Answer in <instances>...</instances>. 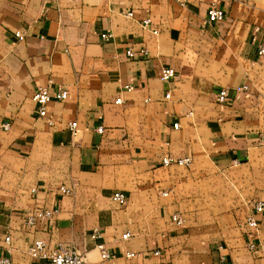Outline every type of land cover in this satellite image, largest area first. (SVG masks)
<instances>
[{"label":"crops","instance_id":"1","mask_svg":"<svg viewBox=\"0 0 264 264\" xmlns=\"http://www.w3.org/2000/svg\"><path fill=\"white\" fill-rule=\"evenodd\" d=\"M211 6L225 17L210 20ZM263 42L264 0H0V255L49 264L28 251L42 237L75 245L88 264H264V211L256 231L246 224L264 199ZM50 80L69 90L49 104L53 125L32 98ZM166 152L193 163L164 166ZM60 183L73 192L58 194ZM56 203L52 222L25 225L28 209ZM177 210L184 226L171 219Z\"/></svg>","mask_w":264,"mask_h":264},{"label":"built area","instance_id":"2","mask_svg":"<svg viewBox=\"0 0 264 264\" xmlns=\"http://www.w3.org/2000/svg\"><path fill=\"white\" fill-rule=\"evenodd\" d=\"M126 14L129 16H134V11L129 10L126 11ZM208 16L210 20H221L225 17V12L221 7L211 6L208 9ZM141 23L144 27L152 29L153 21L151 17H143L141 19ZM154 32L158 30L153 28ZM16 36L18 39L22 40L25 38V35L21 31H16ZM111 32H104L102 37L105 39L111 38ZM142 53L147 54L148 50L146 48H142L140 50ZM126 53L130 57H134L136 55V49L133 46H129L126 49ZM258 54L264 55V42L259 45ZM176 74V69L173 66H166L161 71V78L163 80H170ZM52 80L48 84L38 85L32 95L33 100L36 102V113L37 116L43 118L48 125H53L56 123V119L54 118L53 113H51L49 109V104L53 99L63 100L66 99L69 95V90L63 85H52ZM130 87V86H129ZM247 85L243 84L238 86V89L246 88ZM167 96H170V93H167ZM217 98L220 102H228L230 100V89L228 87H221L217 91ZM121 97L117 98V102L121 101ZM175 128H178L180 123H173ZM12 126V121L10 119H6L2 121L1 127L5 130L10 129ZM68 127L73 136H76L80 132V126L78 120H70L68 123ZM100 132H103L105 127L103 125H99L97 128ZM161 163L164 166L178 164L184 166H190L193 163V157L191 155H175L171 152H166L161 159ZM75 184L68 185L66 183H60L57 186V192L60 195H68L71 194L74 190ZM33 192H37L38 188L33 187ZM167 193V192H165ZM112 198L120 205H125L127 203L128 195L122 190H117L113 193ZM254 212L250 213L246 218V224L250 228V230L256 231L259 228V221L256 216V213H262L264 211V199H260L256 201L253 205ZM60 211L59 203H56L52 206L46 205H36L30 209H28L24 215L25 225L29 228H35L40 226L43 222H52L54 220L55 215H57ZM172 221L178 226H184L186 222V217L184 213L180 210L174 211L171 215ZM101 231H95L92 233L94 238L102 237ZM131 236V232L127 231L123 234L124 238H128ZM10 235L6 236V241H10ZM98 248L101 251V256L103 259H110L112 257L111 251L106 246L103 241H99L97 243ZM249 246L254 248L256 243L254 241L249 243ZM9 250V249H7ZM29 253L36 258L46 259L49 264H88L86 255L80 251L75 245L66 243V242H58L53 247H50L48 242L42 238H35L30 245L28 246ZM155 254H161V249H156L154 251ZM128 256L141 255L139 251H128L126 253ZM0 264H12V258L8 254L0 255Z\"/></svg>","mask_w":264,"mask_h":264},{"label":"rangeland","instance_id":"3","mask_svg":"<svg viewBox=\"0 0 264 264\" xmlns=\"http://www.w3.org/2000/svg\"><path fill=\"white\" fill-rule=\"evenodd\" d=\"M187 226V225H186ZM188 227V226H187Z\"/></svg>","mask_w":264,"mask_h":264}]
</instances>
